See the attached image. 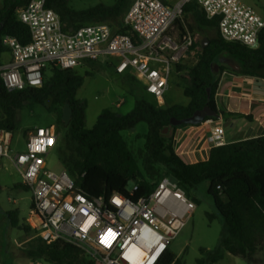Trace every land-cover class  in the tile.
<instances>
[{
	"label": "trees",
	"instance_id": "16d2710c",
	"mask_svg": "<svg viewBox=\"0 0 264 264\" xmlns=\"http://www.w3.org/2000/svg\"><path fill=\"white\" fill-rule=\"evenodd\" d=\"M29 1L3 0L0 5V66L4 64L2 56L9 53L3 45L4 37H14L24 45L31 41L29 27L19 18L20 11ZM132 2L116 0L112 6L99 4L84 11H75L69 7L68 0H48V7L60 15L65 32L105 23L116 33H127L128 28L124 26L123 20ZM260 11L264 18V6L260 7ZM183 18L190 20L188 29L192 33H198L209 40L193 66L176 65L179 72L187 70L184 94L190 99L188 105L161 107L143 86V95L136 99L130 113L120 115L104 110L94 127L87 129V105L77 99V91L82 87L84 77L75 70L50 67L44 71L41 87L8 90L0 78V129L14 133L19 128V114L24 110L30 112L37 105L54 115L56 125L43 127H53L59 134L57 145L61 136L60 129L63 130V145L57 151L61 170L68 172L76 185L91 198L109 197L114 193L128 196L131 190L128 185L132 182L140 186V190L133 196V199H137L151 192L162 178L169 175L174 176L188 193L189 189L208 182V194L225 224V230L218 247L211 252L202 251L206 257L198 263L209 261L217 264L228 253L247 264H264V136L212 147L208 160L197 163L186 162L174 149V132L178 127L194 126L207 119H216L214 116L203 115L192 120L195 113L203 112L205 107L223 117L252 120L248 115L219 111L216 95L224 71L264 79V29L260 34L259 47L250 49L225 42L219 34L218 19L208 20L197 1L185 6ZM222 56L232 58L240 70L223 64L220 61ZM105 64L115 71V61H107ZM215 64L219 68L217 73L213 70ZM48 70L51 72L49 79ZM130 78L141 84L136 77ZM67 103L72 109L68 126L62 121ZM172 119L179 123L173 125ZM142 122L148 125V132L145 147L139 150L138 158L146 178L141 177L137 158L121 135L122 131L134 130ZM166 128L168 132L164 134ZM19 187L30 191L23 184H19ZM5 214L13 227H19L16 211ZM208 218L213 220L215 216L208 215ZM22 229L35 232L29 224ZM25 253L29 258L42 259L50 264H100L81 248L61 240L47 243L38 237L29 242ZM2 254L0 247V262ZM160 264L185 262L168 250Z\"/></svg>",
	"mask_w": 264,
	"mask_h": 264
},
{
	"label": "built area",
	"instance_id": "2783aa9c",
	"mask_svg": "<svg viewBox=\"0 0 264 264\" xmlns=\"http://www.w3.org/2000/svg\"><path fill=\"white\" fill-rule=\"evenodd\" d=\"M193 1L208 20L218 19L225 42L259 47L264 18L242 0H133L123 20L127 33H116L105 23L65 32L48 0H30L19 18L29 27L31 41L24 45L14 37L3 38L11 59L0 66V78L8 90H23L41 87L50 67L74 70L87 61L115 60L117 74L135 76L165 107L174 67L202 50L200 34L182 23L184 8ZM12 138V132L0 129V161L9 159L32 193L31 228L43 241L71 243L100 264H160L196 208L168 176L137 199L139 184H133L128 196L91 198L68 172L48 167L59 138L53 127L29 131L25 151L13 158ZM207 140L211 147L225 145L224 128L214 126Z\"/></svg>",
	"mask_w": 264,
	"mask_h": 264
},
{
	"label": "rangeland",
	"instance_id": "374dc122",
	"mask_svg": "<svg viewBox=\"0 0 264 264\" xmlns=\"http://www.w3.org/2000/svg\"><path fill=\"white\" fill-rule=\"evenodd\" d=\"M116 0H68L69 7L75 11H84L99 4L106 6L114 5ZM248 5H252L260 14V7L264 6V0H242ZM3 0H0L2 5ZM262 15V14H261ZM190 20L183 18L182 23L187 25ZM201 43L203 37L200 36ZM197 55L189 56L180 64L187 67L193 66L197 62ZM11 59L9 53L2 56V62L6 64ZM111 61L103 59L97 62L87 61L82 66L74 69L80 76L84 77L82 87L77 91V99L84 101L86 107L87 129H91L97 123V120L104 110H111L120 115L130 113L137 98L143 95V85L130 78V74L119 75L113 67L105 63ZM115 61V60H113ZM220 61L223 64H236L229 56H222ZM219 68L217 69V71ZM51 77L48 70L47 78ZM187 70L178 71L175 66L170 76L169 86L165 95L167 106H186L190 99L184 94L186 85ZM56 125V118L48 114L42 106H35L32 111L24 110L19 114V128L12 133V144L10 148V157H15L26 149V137L29 130L35 127L47 125ZM226 130H232L231 126L224 125ZM61 136L59 144L47 158V165L54 171L61 170L57 151L63 144V130L60 129ZM148 132V125L144 122L137 125L134 130L122 131L121 135L128 143L129 150L138 161V167L142 178H146L142 162L138 158L139 150L144 149V136ZM168 132V131H167ZM139 134V137H136ZM21 176L14 168L9 159L3 158L0 161V247L2 249V259L0 264H50L42 259L29 258L25 250L29 247V242L38 238L37 232L24 231L23 226L29 224V212L33 207V198L31 191H26L22 187ZM133 183L130 182L128 188L131 189ZM208 182L200 184L194 189L187 190L189 198L193 199L196 208L187 225L172 241L169 250L177 258H182L185 264H199L198 261L204 257L205 252L214 251L220 242L221 236L225 230V224L219 217L212 198L208 194ZM16 211L19 220V227H13L5 213ZM208 215H214L210 220ZM203 264H211L205 261ZM217 264H247L244 260L224 254Z\"/></svg>",
	"mask_w": 264,
	"mask_h": 264
},
{
	"label": "crops",
	"instance_id": "0c3cea01",
	"mask_svg": "<svg viewBox=\"0 0 264 264\" xmlns=\"http://www.w3.org/2000/svg\"><path fill=\"white\" fill-rule=\"evenodd\" d=\"M216 102L219 111L248 115L252 120L220 115L198 125L178 127L174 132V149L188 163L208 160L212 147L207 138L214 126L224 128L226 143L264 136V79L224 71L220 77ZM224 125L231 126L232 130H226ZM139 136L137 134L136 137Z\"/></svg>",
	"mask_w": 264,
	"mask_h": 264
},
{
	"label": "water",
	"instance_id": "95a60500",
	"mask_svg": "<svg viewBox=\"0 0 264 264\" xmlns=\"http://www.w3.org/2000/svg\"><path fill=\"white\" fill-rule=\"evenodd\" d=\"M208 42H209L208 38H204L203 41H202V48H205V47L207 46ZM228 65L231 66L234 70H240V66H239L238 64H231V63H228ZM217 69H218V64H215L213 70H214L216 73L218 72ZM203 115H209V116H214V117H218V116H220L217 112H215V111L212 110L211 108H209V107H205L204 110H203V112H202V111H197V112L195 113L194 117L192 118V120H194L196 117H201V116H203ZM71 117H72V109H71L70 104L67 103V104L64 106V109H63V116H62V121H63V123H64L66 126L69 125L70 120H71ZM187 121H189V120H187ZM171 123H172L173 125H175V124L179 123V121H178V120H175V119H172V120H171ZM167 131H168V128L164 129L163 133L165 134V133H167ZM168 177H169V179H170L173 183H175V184L178 183V180H177L174 176L169 175ZM0 190H1V186H0ZM0 213H1V211H0Z\"/></svg>",
	"mask_w": 264,
	"mask_h": 264
}]
</instances>
